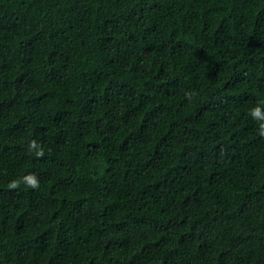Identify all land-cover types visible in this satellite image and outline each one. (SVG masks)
Listing matches in <instances>:
<instances>
[{
	"label": "trees",
	"instance_id": "obj_1",
	"mask_svg": "<svg viewBox=\"0 0 264 264\" xmlns=\"http://www.w3.org/2000/svg\"><path fill=\"white\" fill-rule=\"evenodd\" d=\"M256 106L264 0H0V264H264Z\"/></svg>",
	"mask_w": 264,
	"mask_h": 264
},
{
	"label": "clouds",
	"instance_id": "obj_2",
	"mask_svg": "<svg viewBox=\"0 0 264 264\" xmlns=\"http://www.w3.org/2000/svg\"><path fill=\"white\" fill-rule=\"evenodd\" d=\"M251 114L253 117H261L262 115H264V113H262L261 108L259 106L254 107L251 110ZM261 131L264 132V126L261 127ZM34 144H35V142H32L30 147L34 146ZM42 154H43L42 152L38 153V155H42ZM24 180L32 188H36L38 186V183H39L38 178L34 174H30L28 176H25ZM10 183H11L12 187H15L19 183V181L18 180H12Z\"/></svg>",
	"mask_w": 264,
	"mask_h": 264
}]
</instances>
